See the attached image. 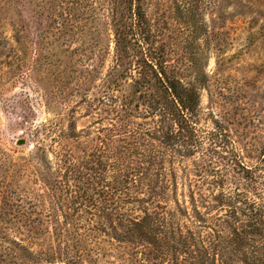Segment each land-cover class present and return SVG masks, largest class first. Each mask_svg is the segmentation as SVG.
Returning <instances> with one entry per match:
<instances>
[{
	"label": "rangeland",
	"instance_id": "1",
	"mask_svg": "<svg viewBox=\"0 0 264 264\" xmlns=\"http://www.w3.org/2000/svg\"><path fill=\"white\" fill-rule=\"evenodd\" d=\"M112 1L0 0V200L8 193L14 206L49 221L46 164L34 159L39 148L61 150L67 166L55 193L68 207L55 220L68 238L73 226L104 222L75 209L96 160L110 171L121 160L126 176L139 161L161 160L149 174L164 202L191 211L194 196L205 212L226 161L236 154L251 168L264 151V0H195L194 21L182 10L190 0L147 2L156 47L179 79L199 89L194 154L156 139L157 119L135 86L134 67L116 88ZM72 168L78 178L65 170Z\"/></svg>",
	"mask_w": 264,
	"mask_h": 264
},
{
	"label": "trees",
	"instance_id": "2",
	"mask_svg": "<svg viewBox=\"0 0 264 264\" xmlns=\"http://www.w3.org/2000/svg\"><path fill=\"white\" fill-rule=\"evenodd\" d=\"M193 1L182 10L194 21ZM147 2H111L116 44L114 84L119 87L118 78L134 67L138 75L135 86L142 87L151 115L157 119L156 139L194 154L199 89L179 79L164 50L156 47ZM136 40V47L131 46ZM121 108L124 111L126 105ZM34 160L46 164L47 174L41 177L48 189L45 197L52 205L46 216L50 220H42L43 212L14 206L15 196L4 194L0 200L5 203L0 206V264H264V151L251 168L236 154L226 161L224 176L216 182L220 191L211 196L205 212L194 196L191 211L178 200L175 208L164 202L167 194H158L154 176L149 174L151 166L161 160L139 161L127 176L120 170L121 160H116L113 171L107 163L96 160L90 166L87 189L80 198L75 197V209H85L86 214L104 222L73 226L71 238L65 237L55 220L68 207L64 195L55 193L56 184L62 187L58 180L67 166L64 154L39 148ZM65 170L78 178L73 172L76 168ZM109 176V186L96 194V187L108 183ZM109 198L117 201L113 208L105 205ZM92 235L96 241L91 240Z\"/></svg>",
	"mask_w": 264,
	"mask_h": 264
}]
</instances>
